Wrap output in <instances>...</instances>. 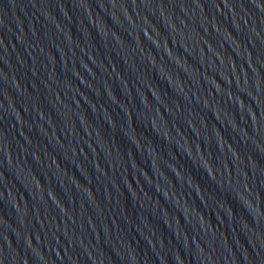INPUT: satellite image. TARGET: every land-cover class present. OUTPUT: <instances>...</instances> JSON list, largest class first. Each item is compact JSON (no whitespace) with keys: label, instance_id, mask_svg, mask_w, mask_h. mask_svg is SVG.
Returning a JSON list of instances; mask_svg holds the SVG:
<instances>
[{"label":"water","instance_id":"obj_1","mask_svg":"<svg viewBox=\"0 0 264 264\" xmlns=\"http://www.w3.org/2000/svg\"><path fill=\"white\" fill-rule=\"evenodd\" d=\"M0 264H264V0H0Z\"/></svg>","mask_w":264,"mask_h":264}]
</instances>
